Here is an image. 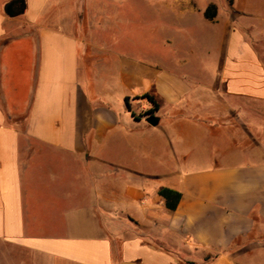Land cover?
<instances>
[{
    "label": "crops",
    "instance_id": "obj_1",
    "mask_svg": "<svg viewBox=\"0 0 264 264\" xmlns=\"http://www.w3.org/2000/svg\"><path fill=\"white\" fill-rule=\"evenodd\" d=\"M124 1L0 0V264H241L264 241V0L175 2L211 24L196 78L102 41Z\"/></svg>",
    "mask_w": 264,
    "mask_h": 264
},
{
    "label": "rangeland",
    "instance_id": "obj_2",
    "mask_svg": "<svg viewBox=\"0 0 264 264\" xmlns=\"http://www.w3.org/2000/svg\"><path fill=\"white\" fill-rule=\"evenodd\" d=\"M176 1L125 0L118 6L119 18L108 24L102 41L117 54H134L141 61L153 63L162 72L191 73V77H198V70L208 71L212 62L211 24L199 13L190 10L181 19L179 10L174 13L172 9ZM192 1L190 5L193 8L216 4L227 10L229 5L234 4L231 0ZM247 4L250 9L259 11L263 7V0H247ZM196 9L199 10V6ZM169 35L175 37L170 44L165 42ZM135 102L132 104L134 112L145 117L153 115L151 110H144L141 104L138 106ZM146 103L150 104L147 99ZM263 247V235H252L245 241H237L230 254L235 255L241 264H264Z\"/></svg>",
    "mask_w": 264,
    "mask_h": 264
},
{
    "label": "trees",
    "instance_id": "obj_3",
    "mask_svg": "<svg viewBox=\"0 0 264 264\" xmlns=\"http://www.w3.org/2000/svg\"><path fill=\"white\" fill-rule=\"evenodd\" d=\"M214 7L209 6L205 12L204 17L207 19H212L214 16ZM149 103L151 104V113H153L155 110L158 109V105L154 99V97L150 95H145V97ZM158 195L163 198L165 207L171 211L175 210L177 208V205L179 204V201L181 199V194L179 192H176L174 190L168 189V188H161L158 191Z\"/></svg>",
    "mask_w": 264,
    "mask_h": 264
},
{
    "label": "water",
    "instance_id": "obj_4",
    "mask_svg": "<svg viewBox=\"0 0 264 264\" xmlns=\"http://www.w3.org/2000/svg\"><path fill=\"white\" fill-rule=\"evenodd\" d=\"M16 6H17V2H11V3H9V4L5 7V13H6L8 16H10V17H12V16L18 14L19 12H21V10H20V9L18 10ZM146 122H147L149 125H151V126H156V125L158 124V122H159V119H158L156 116H154V115H150V116H148V117L146 118Z\"/></svg>",
    "mask_w": 264,
    "mask_h": 264
}]
</instances>
